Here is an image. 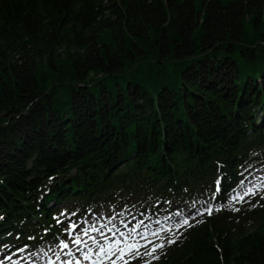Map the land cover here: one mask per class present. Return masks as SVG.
<instances>
[{
    "label": "trees",
    "instance_id": "obj_1",
    "mask_svg": "<svg viewBox=\"0 0 264 264\" xmlns=\"http://www.w3.org/2000/svg\"><path fill=\"white\" fill-rule=\"evenodd\" d=\"M252 169L264 0H0V245L209 203L155 264H264V199L229 205Z\"/></svg>",
    "mask_w": 264,
    "mask_h": 264
},
{
    "label": "rangeland",
    "instance_id": "obj_2",
    "mask_svg": "<svg viewBox=\"0 0 264 264\" xmlns=\"http://www.w3.org/2000/svg\"><path fill=\"white\" fill-rule=\"evenodd\" d=\"M242 181L243 185L240 184L230 194L229 205L243 199L248 200L250 197L264 196L263 169L248 170ZM248 187L254 188V195H243ZM238 195H243V199H234ZM210 206L209 203L191 207L176 204L174 210L164 203L161 207L163 210L155 216L149 214L151 211L136 212L133 208L125 206L105 208L98 214L88 212L85 216L66 211L60 216L61 222L65 224L62 236L47 239L43 247L35 249L23 244L8 248L0 245V264H51L50 259H57L60 253L65 252L69 257L61 258L54 264L67 259L68 261L72 259L74 264H82L73 257L75 254H79L76 257H84L87 264H102L109 258L111 254L109 250L119 251L123 257L118 260L121 254L115 255L107 264H155L161 249L169 240H174L173 230L185 224V220L188 222L195 220L202 210ZM85 229L88 230L87 233ZM104 237L107 239H103ZM77 239L80 240L79 245L75 243ZM110 240L113 242L102 243ZM90 242L94 243L93 246H89ZM65 244L67 247H64ZM157 245L162 247L152 251ZM103 247L108 249H101ZM129 249V252L124 253ZM90 253L97 254V257L89 256Z\"/></svg>",
    "mask_w": 264,
    "mask_h": 264
},
{
    "label": "snow or ice",
    "instance_id": "obj_3",
    "mask_svg": "<svg viewBox=\"0 0 264 264\" xmlns=\"http://www.w3.org/2000/svg\"><path fill=\"white\" fill-rule=\"evenodd\" d=\"M241 185H243V181H241ZM219 190H220V188H219V181H217V191H219ZM254 194H255V191H254V188H253V187H248V188H246V189L244 190V193H243V195H254ZM243 195H238V196L234 197V199H243ZM261 198L264 199V196H262ZM253 206H255V205H253ZM217 210H219V209H217ZM235 211H239V209H235ZM209 214H211V209H209ZM184 223L187 224L188 221L185 220ZM84 231H85V233H87L88 230L85 229ZM75 243H77V244L79 245L80 240L77 239V240L75 241ZM168 243H169V244H171V243H175V241H174V240H169ZM64 247H67V245L65 244ZM158 247H162V245H157L156 247H154V248L152 249V251H156V248H158Z\"/></svg>",
    "mask_w": 264,
    "mask_h": 264
},
{
    "label": "bare ground",
    "instance_id": "obj_4",
    "mask_svg": "<svg viewBox=\"0 0 264 264\" xmlns=\"http://www.w3.org/2000/svg\"><path fill=\"white\" fill-rule=\"evenodd\" d=\"M103 239H107L106 237H104ZM109 239V238H108ZM111 242H113L112 240H110V241H107V242H105V241H103L102 243L103 244H107V243H111ZM66 253V252H65ZM65 253H60L59 254V256L57 257V260L58 261H60L61 260V258H67V257H69V256H66V254ZM71 257V256H70ZM74 263V261H72V259L68 262V259L66 260V261H63V262H61L60 264H73Z\"/></svg>",
    "mask_w": 264,
    "mask_h": 264
}]
</instances>
